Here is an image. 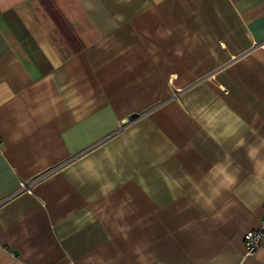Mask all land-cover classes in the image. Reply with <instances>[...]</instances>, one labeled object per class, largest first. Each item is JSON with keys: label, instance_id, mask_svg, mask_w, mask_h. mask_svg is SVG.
Returning <instances> with one entry per match:
<instances>
[{"label": "crops", "instance_id": "crops-1", "mask_svg": "<svg viewBox=\"0 0 264 264\" xmlns=\"http://www.w3.org/2000/svg\"><path fill=\"white\" fill-rule=\"evenodd\" d=\"M256 230L264 0H0V264H264Z\"/></svg>", "mask_w": 264, "mask_h": 264}, {"label": "built area", "instance_id": "built-area-1", "mask_svg": "<svg viewBox=\"0 0 264 264\" xmlns=\"http://www.w3.org/2000/svg\"><path fill=\"white\" fill-rule=\"evenodd\" d=\"M20 188L23 190L26 188L25 184H21ZM262 236H264V232L262 230H256L247 232L244 235V245L246 249V256L253 255L255 251L260 246V243L262 241Z\"/></svg>", "mask_w": 264, "mask_h": 264}, {"label": "water", "instance_id": "water-1", "mask_svg": "<svg viewBox=\"0 0 264 264\" xmlns=\"http://www.w3.org/2000/svg\"><path fill=\"white\" fill-rule=\"evenodd\" d=\"M134 118H135V115L129 117V118H128V121H131V120L134 119Z\"/></svg>", "mask_w": 264, "mask_h": 264}]
</instances>
